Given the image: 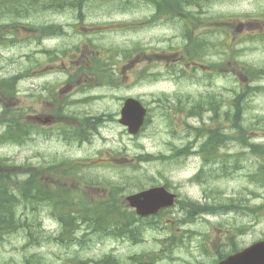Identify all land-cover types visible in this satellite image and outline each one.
Here are the masks:
<instances>
[{"label":"rangeland","instance_id":"rangeland-1","mask_svg":"<svg viewBox=\"0 0 264 264\" xmlns=\"http://www.w3.org/2000/svg\"><path fill=\"white\" fill-rule=\"evenodd\" d=\"M127 2L128 5L122 0H92L85 6L82 18L73 9L45 11L30 18L36 25H62L66 33L55 37L38 40L33 38L36 32L20 25L19 33L12 35L13 31L8 29L11 34L8 39L14 38V41L0 43V79L27 70L30 73L18 79L14 96L0 95V117L7 106L25 108V120L36 109L45 108L57 114L48 96L50 88L59 99L71 100L63 114L77 112L101 116L111 113V116L103 118L102 125L88 141L66 139L59 134L61 125L42 126L22 144H0V158L20 165L32 163L42 169L49 168L54 160L76 162L81 169L68 180L76 183L81 182L77 179H84L87 183L81 184L79 190L92 197H103L108 193L102 185L92 188V184H88L94 179L109 180L122 187L118 192L121 199L141 187L168 183L180 193L181 200L204 204L228 203L231 198L245 199L243 203L248 204L249 209L197 215L193 221L180 223L185 212L178 204L166 211L159 227L147 226L144 239L135 244L92 232L86 235L83 246L62 245L53 240L26 246L27 232L20 230L0 242V264H24L31 253L43 255L49 264H81L78 259L93 264L108 253L128 263H131V256H143L151 258L155 264H215L220 252H229L233 246L246 247L264 233V209L257 225L253 215L258 211L251 209L264 203V181L249 177L264 162V152L259 157L245 155L240 158L238 162L242 167L229 176L212 175L214 165L209 164L208 173L204 170L208 180L203 184L194 179L201 166V160L196 156L186 160L138 161L142 153L170 155L174 144H183L189 123L193 126L204 122L214 125L209 119L211 111H206L203 119L178 111L180 99L189 106L193 101L191 98L198 100L209 93L218 100L224 99L226 110L236 93L249 90L242 122L248 132L244 136L231 131L232 122L226 119L224 127L232 139L243 136L249 139L251 136L254 138L249 139V143H258L264 148V75L255 77L252 70L264 69V0H211L204 9L202 22L194 29V37L198 36L208 46L206 55L199 62L216 64L213 69H200L199 65L196 69L187 63L180 19L169 16L149 23L156 12L152 4ZM136 44L138 50H134ZM50 50H55L54 54ZM95 52L101 60L113 65L115 81L121 84H100L94 77L87 90H82L85 85L66 88L63 84L69 74ZM183 71L186 74H182ZM206 73L212 78L208 79ZM47 86L49 91L45 89ZM129 96L141 97L151 110L146 128L136 136L118 121L123 103ZM88 97L90 99L85 101ZM33 123L38 122L33 120ZM5 130L4 125L0 126V134ZM50 130L52 132L48 133ZM239 142L231 140L225 146V153L219 152L216 158L241 151ZM22 210L21 207L20 212ZM36 212L38 219L31 218L41 222L47 231L60 233L59 223L47 218L50 212L47 206H39ZM257 214L261 217L260 212ZM25 215L33 214L26 211ZM47 231L42 229L40 234L47 238ZM168 237L171 243L165 244Z\"/></svg>","mask_w":264,"mask_h":264},{"label":"trees","instance_id":"trees-1","mask_svg":"<svg viewBox=\"0 0 264 264\" xmlns=\"http://www.w3.org/2000/svg\"><path fill=\"white\" fill-rule=\"evenodd\" d=\"M90 1L92 0H0V43L6 44L7 41H9L8 38L11 34L13 35L15 32L19 33L18 25L36 32L38 35L34 34L33 38L38 40H41L45 36L55 37L57 35L65 34L66 31L61 25H36L30 21V18H33L35 15L45 11L54 10L57 12H63L69 9L78 11L80 17L82 18L85 6ZM124 1V4L126 5H128L127 1H145L150 3L156 10L158 18H161L162 16L180 17L183 23V36L189 38L187 39L189 42L188 47H190L187 51L188 60H203V57L207 53L208 46H206L203 41L199 40L198 36L194 37V29L202 22L204 9L210 5L211 0H122V2ZM8 29L13 31V33L9 35ZM12 41H14V38H12L9 42ZM192 46H194V48ZM225 46L228 45L225 44ZM54 51L55 50H50V53L54 54ZM67 51L68 50L65 52ZM101 63L102 62L100 61L98 63L100 69L105 70L109 63H102L100 66ZM213 66L217 65L213 64ZM95 68H98L97 63L81 67V69L87 70H96ZM29 73L30 71L27 70L21 74L0 79V95L5 98H11V96H14L17 91L18 79L28 76ZM81 74L82 73L78 71L76 74L70 75V77H75L73 79L75 80ZM206 75L208 79L212 78L211 74L209 75L206 73ZM263 75L264 69L256 70L254 74V76L259 77H263ZM98 77L102 78L104 77V74H99ZM47 89L49 90V86H47ZM50 91L52 93L53 100H55L57 93L53 88H50ZM246 94H248V92L236 93L231 104L226 110L224 109V99L218 100L212 94L202 95L196 103L188 107V112L191 115L195 113L202 119L206 111L211 110L213 112L210 120L216 125L212 127L204 125L197 128L198 133H208L213 135V137L208 138L207 140L208 143L212 140L211 143L213 145L210 146L212 149L215 150L217 144L221 145L224 142V140L216 142L217 138L225 137V145L232 139V137H230L228 132L225 130L227 129L224 127L225 119L232 122L231 131L239 132L242 135L248 132V128H245L242 123ZM84 100L88 101L89 99ZM66 101L71 103V100L69 99ZM186 108V106H179L178 109L186 110ZM25 114H27L25 108H11L10 106H7L4 109V113L0 117V126L4 125L6 130L0 134V144L6 142L22 144L26 141V139H28L32 132H36L39 130V127H42L40 125L35 126L28 119V117V120H25ZM69 116L75 119V123L68 124L64 126V128L59 127V134L63 135L66 139L75 138L78 140H87L90 135L97 130L98 126L101 125V120H103L104 115L90 117L87 115L78 116V114L70 113ZM51 132L52 131L50 130L48 133ZM242 141V144L250 145L248 144L246 138ZM252 147L258 152L263 151L262 149L260 151V147L258 146L252 145ZM179 155L180 152L177 150L176 146L173 148V152L170 155L159 154L158 156H155L154 154H145L140 156V160L152 161L155 159L165 160V158L176 159ZM207 155L209 156V159L217 156L215 151L212 154L210 150L207 151ZM229 158V155L225 156V175H230L232 173V170L226 167V163ZM217 159L221 158H215V160ZM69 163L70 162L67 159L61 161L54 160L53 163H51V166H57L55 168L57 169L59 165L66 166L65 164ZM33 166L32 163L20 165L10 161L7 162V158H0V242L4 241L7 236L17 233L20 230H25L27 232L28 243L26 246H32L36 243H41L42 241L40 237L41 231L38 230L40 223L37 219L31 218L34 217V215L29 216L25 215V213L28 210H33V207L35 208L38 203L42 202L43 199L47 200L56 198V196H52L50 194L52 190H50L51 186L47 184L49 179L46 176L47 172L51 171L53 168H51V166L49 168L45 167V169L38 168L37 172H33V169H36ZM55 172H59V170H54L53 173ZM200 174L202 175V172H200ZM201 175H197L196 177L198 182L201 181ZM212 175H218V172L213 171ZM116 189L117 192H112L109 197H117V193L122 189V187L116 186ZM65 199H67V197ZM57 200H61V198H58ZM180 203L182 205H186L184 202ZM187 204L189 212L185 217V221L195 219V216L201 213L228 212L238 208L249 209L248 204H244L241 199L236 198H231L228 203L212 202L200 205L195 202H189ZM85 205L88 207L90 206V203L86 202ZM116 205L118 208L116 211H113L109 208L112 206L110 202L102 203V214L105 216L101 219H92L87 221L90 229L94 232H98L102 236L118 237L122 234H132L130 228V218L124 219L122 217H125L124 212L118 204ZM20 207H23V212L19 211ZM255 207L251 209L253 211L257 210ZM263 209L264 204L259 206V210ZM60 223L62 224L64 231L63 238L58 237L56 240L63 242V244L65 242L68 244L72 243L73 239L76 237L75 230L79 227L81 221L62 220ZM49 238L54 239L52 236H49ZM129 260H131V263H126L121 258L116 256L113 257L109 254L103 256L97 264H153L151 258L147 259L143 256H131ZM24 262L25 264H32L33 262H36V264H45L43 258L39 254L34 253L26 256ZM85 264H88V262H85Z\"/></svg>","mask_w":264,"mask_h":264},{"label":"flooded vegetation","instance_id":"flooded-vegetation-1","mask_svg":"<svg viewBox=\"0 0 264 264\" xmlns=\"http://www.w3.org/2000/svg\"><path fill=\"white\" fill-rule=\"evenodd\" d=\"M80 71L82 74L81 76L85 77V80L80 81V83H87L89 82L94 76L90 73H88L86 70L83 69H78V70H74V72H78ZM67 87L66 88H73V83H71L70 81H67ZM48 93V92H47ZM53 104V108L59 106V108L62 107V105L64 104L63 100H57L55 102L52 103ZM54 111V109H53ZM186 112H188L186 110ZM190 116H196L195 114H192ZM31 118L32 120H35L36 122H40L43 124H47L46 122H48L49 120H52L50 123L48 124H53V123H57L59 120V115L58 112L57 114L52 112H48L47 109L43 108V109H36L32 114H31ZM188 133L187 136H185V138L183 139V144L179 145V152L180 154L184 155V156H196L201 160V166H200V170L201 171L203 168H205L206 166H204L205 164V160H206V156H207V151L210 150L213 154V152L215 151L216 154H218L219 152L225 153V137L223 138L224 142L219 145L217 144L216 149H212L210 146H212V143H208L207 140L208 138L213 137L212 134H198L196 131V126H193V124H188ZM254 137L250 136V140L253 139ZM218 140V139H217ZM248 149V150H247ZM246 149V154L245 155H249L252 157H259L260 153L258 151H256V149H254L252 147V145H249V147ZM247 156V157H249ZM249 157L250 160L253 162V158ZM223 161V167H225V157H223L222 159ZM211 162H213L215 165L218 164V159L217 160H212ZM36 169H33V172H37L39 166L34 165L33 166ZM57 167V166H56ZM56 167H52L53 168L51 171H49V174L47 173V178L49 179V181L47 182L48 185L51 186V188L56 189L58 188V186H70L71 188H69L68 190L72 193V194H84L83 191H80V185L81 182H70L68 179L72 178L71 175L73 174H67L66 170L64 169L63 166H60L55 169ZM54 170H59L60 172H55L53 173ZM198 172L195 173V177L197 175ZM261 170L260 168H255L254 172L249 174V177L252 179L259 177L261 174ZM50 194L52 196H54L55 194L60 195V194H64V192L60 191L58 193H56L55 191L52 190V192H50ZM97 200H95V199ZM99 198L97 197H78V198H69V199H61V200H57V198H52L49 199V201H47L46 203H48V205L50 206V210L51 212L48 213L47 218H67L66 216L63 217L61 215H59V217H55L53 216L54 213L60 214V212L62 210H66L69 215L71 216V219H92V218H96L97 217V213H94V208L95 206L91 207V208H87L85 206L86 202H92L95 204H98V200ZM57 200V201H56ZM245 200V199H244ZM261 204L264 203H260L257 204L255 209L258 210V212H260L261 217H259V215L257 214L258 212H254L253 215V221L254 224L257 225L261 222L262 220V216H263V211L259 210V206ZM99 207V206H97ZM100 208V207H99ZM251 215V214H250ZM162 217V214L159 216L154 217V219H160ZM264 240V233L255 240V242L258 241H262Z\"/></svg>","mask_w":264,"mask_h":264},{"label":"water","instance_id":"water-1","mask_svg":"<svg viewBox=\"0 0 264 264\" xmlns=\"http://www.w3.org/2000/svg\"><path fill=\"white\" fill-rule=\"evenodd\" d=\"M147 112L139 99L129 97L122 108L120 123L126 125L130 133L136 134L144 125ZM127 199L131 206L137 208L139 214L147 215L157 213L162 207L172 206L176 194L159 186L130 195ZM219 264H264V241L228 256Z\"/></svg>","mask_w":264,"mask_h":264}]
</instances>
